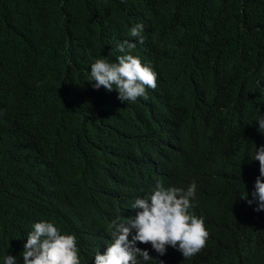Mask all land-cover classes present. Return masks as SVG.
Masks as SVG:
<instances>
[{
    "label": "trees",
    "instance_id": "16d2710c",
    "mask_svg": "<svg viewBox=\"0 0 264 264\" xmlns=\"http://www.w3.org/2000/svg\"><path fill=\"white\" fill-rule=\"evenodd\" d=\"M124 40L157 73L147 101L91 83V64L116 62ZM260 118L264 0H0V264H23L41 221L95 264L112 221L134 219L157 181L196 183L191 211L210 237L186 260L138 242L149 264H264V210L241 198L260 175Z\"/></svg>",
    "mask_w": 264,
    "mask_h": 264
},
{
    "label": "clouds",
    "instance_id": "9594fccd",
    "mask_svg": "<svg viewBox=\"0 0 264 264\" xmlns=\"http://www.w3.org/2000/svg\"><path fill=\"white\" fill-rule=\"evenodd\" d=\"M143 24H136L129 30V36L144 43ZM136 43L124 40L116 45L120 53L116 62L107 58L96 59L91 64L90 78L93 87H101L118 92L122 102L135 103L138 98L149 99L147 89L157 87V73L152 67L142 64L140 58L131 54ZM259 129H264V118L258 121ZM262 134L264 132L260 131ZM253 161H259V173L255 190L248 199V192L241 198L249 205L257 203L255 211L264 210V146L256 147ZM197 185L192 182L187 189L178 186L166 187L157 181L148 196L137 198L132 209H140L134 219L127 223L119 218L112 221L111 243L106 252L95 254V264H149L154 258L149 251L137 243L151 244L163 256L167 248L180 251L184 260L191 259L207 246L210 233L202 217L192 211V201L196 197ZM135 229V235L132 230ZM131 236V239L129 237ZM23 264H81L77 237L74 234H61L60 230L48 221L36 222L28 234L22 252ZM3 264H16V258L7 255ZM159 264H163L160 261Z\"/></svg>",
    "mask_w": 264,
    "mask_h": 264
},
{
    "label": "bare ground",
    "instance_id": "6f19581e",
    "mask_svg": "<svg viewBox=\"0 0 264 264\" xmlns=\"http://www.w3.org/2000/svg\"><path fill=\"white\" fill-rule=\"evenodd\" d=\"M45 167V166H44Z\"/></svg>",
    "mask_w": 264,
    "mask_h": 264
}]
</instances>
